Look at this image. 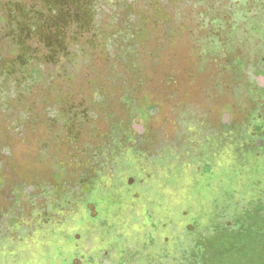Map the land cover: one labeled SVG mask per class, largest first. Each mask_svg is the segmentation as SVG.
Returning <instances> with one entry per match:
<instances>
[{"label":"rangeland","instance_id":"374dc122","mask_svg":"<svg viewBox=\"0 0 264 264\" xmlns=\"http://www.w3.org/2000/svg\"><path fill=\"white\" fill-rule=\"evenodd\" d=\"M97 1L78 25L66 24L57 48L26 34L28 64L11 54L13 28L0 6V246L22 235L38 246L32 224L57 217L62 228L71 221L62 230L77 240L64 264H174L184 245L228 217L209 196V206L189 213L199 226H174L157 214V177L169 168L195 181L223 165L253 177L264 160L262 56L242 51V30L205 25L204 14L231 18L221 12L227 0ZM238 65L248 76L235 75ZM254 109L257 120L248 121ZM247 190L235 206L249 200ZM88 214L99 216L78 222ZM93 236L107 242L95 262Z\"/></svg>","mask_w":264,"mask_h":264},{"label":"trees","instance_id":"16d2710c","mask_svg":"<svg viewBox=\"0 0 264 264\" xmlns=\"http://www.w3.org/2000/svg\"><path fill=\"white\" fill-rule=\"evenodd\" d=\"M28 1L33 5L26 4V1L22 3L21 0H0L2 15H4V19L10 20L9 24L13 28L9 40V43H13L9 46L11 47V54L14 55L16 61L25 62V64L30 63L32 60L28 56L30 47L26 41V34L35 35L41 43L43 41L46 44L47 48H57L63 42L61 36L63 35L62 31L67 27L66 24L76 23L75 26L78 25L77 19L82 20V17L90 14L92 2L98 4L97 0ZM198 1L200 3L204 2V0ZM2 2L5 3L2 4ZM103 3H107V0H103ZM247 5H252L253 9H246ZM13 11L18 13L12 16ZM222 11L228 13L231 18L226 16L227 21L224 22L223 17L219 21L209 18L208 14H204L205 25H216L221 27L222 30V24L230 25L229 34L242 30L246 33L244 35L246 42L244 41L242 51L246 55H261L260 61L263 62L262 66L264 67V0H227V4L222 8ZM88 24L89 22L86 25ZM228 37L227 33V36H225L226 42L229 41ZM227 45L226 49L229 55L236 52V49L231 50L228 48L234 47L235 44L230 45L228 43ZM238 69L241 70L240 65H238ZM238 69H234L235 75L248 76L245 71L241 70L239 72ZM28 75L30 79H33L32 74L29 73ZM258 78L264 77L259 74ZM250 103L255 102L251 99ZM258 114L259 111L254 109L249 114L248 121H256ZM263 126L264 120L261 121L260 127L257 126V130ZM129 130L127 128L126 132L123 133L127 136V140L130 136ZM259 135L263 137L264 133L260 132ZM112 136L117 135L113 132ZM170 154H172L171 151L167 154L162 152L161 157L170 158ZM129 157L141 159L143 155L130 153ZM148 161L152 164L157 163L152 159H148ZM159 164L164 165L165 160L161 159ZM256 166L259 167L251 174L253 177L247 179L248 182L239 177L237 171H229L225 165L220 169V173L211 174L207 170L200 180L195 181L190 180L191 174L187 173L186 175L181 170L178 175L169 172V168L166 169V172H161L160 176L157 177L161 181L158 186L161 187L156 188L155 193L159 198L156 206L157 214H162L164 219L174 222V226L177 227V224H182V220L186 224L199 226L198 217H190L189 213L194 209V206H198L199 209H203V206H209V196L213 198L215 206H220L225 210V217H228L226 221L221 220L217 221L216 225H210L209 231H204L205 234L197 235V238H194L195 241L184 245L185 252L174 256L171 260L174 264H264V160L259 159ZM193 178L195 177L193 176ZM214 183H217V186ZM246 188L248 189L247 194L250 196L249 200L242 203L241 206H235L233 200L245 199L246 192L242 191ZM259 193H262L263 197L255 200ZM88 196V198H93L92 193ZM198 212L196 213L197 216L201 217V210ZM147 214L150 216V213L147 212ZM98 216L93 217L88 214L85 220L78 222L94 223ZM210 218L213 217L209 216L208 220ZM58 219L60 218L52 217V220L37 221L38 228L41 229L39 231L48 238L49 247L44 259L47 264H64L65 260L72 258V255L70 256V253L66 251L68 250L66 247L71 242L66 243L65 248H62L63 250L59 248L58 244L60 238L66 236L62 229L66 227L70 230L73 225L71 221L67 220L66 223H69V225L62 228L63 222L60 223ZM159 221L162 222V219L160 218ZM51 240L52 242H50ZM59 251L63 254L57 255ZM102 254L100 255L102 256ZM82 256L84 257L83 254Z\"/></svg>","mask_w":264,"mask_h":264},{"label":"flooded vegetation","instance_id":"af4514ba","mask_svg":"<svg viewBox=\"0 0 264 264\" xmlns=\"http://www.w3.org/2000/svg\"><path fill=\"white\" fill-rule=\"evenodd\" d=\"M209 171V170H208ZM190 174V172H189ZM32 231L36 232L37 236L39 237V239L36 240V242H34V245H41V246H46L44 245L47 241L48 238L47 236L42 235V233L39 231L41 229L38 228V225H34L32 224L31 226ZM94 240L96 239V245L95 247H97L99 249V251H97L96 253H94V251L89 252V254L87 255L88 257H90L91 261H96L98 259L97 256H99L100 254L104 253V251L106 250L105 248H99L100 245L102 244H106V237L105 239H103L102 237H98V236H93L92 237ZM33 241V240H32ZM77 240L74 239V237L72 235H67V236H63L60 238L59 242H62L61 246L62 248L64 247V243L63 242H71L70 244L75 243ZM93 241V240H92ZM31 242V241H30ZM65 243V245H66ZM10 243L9 242H4L1 244L0 248H3V250H5V248H8L7 251H2L0 249V264H12V258H17V262L15 264H31V261L34 260L33 262H44L45 256L47 254V251H33L32 247L33 244H29L27 243V239L26 237H24L23 235L21 237H17V240H15L13 247H9ZM91 246L94 247V243L91 242ZM49 252V251H48ZM59 251L57 253L62 255L63 252ZM50 253V252H49ZM35 254V255H34ZM32 255L35 256V258L31 257ZM56 256V255H55ZM96 256V257H95ZM29 262V263H27ZM107 263L106 261H103V263L100 264H105Z\"/></svg>","mask_w":264,"mask_h":264},{"label":"crops","instance_id":"0c3cea01","mask_svg":"<svg viewBox=\"0 0 264 264\" xmlns=\"http://www.w3.org/2000/svg\"><path fill=\"white\" fill-rule=\"evenodd\" d=\"M44 245H46V246H41V245H38V246H33L32 247V250L33 251H47L48 250V247H49V245H48V241L44 244Z\"/></svg>","mask_w":264,"mask_h":264}]
</instances>
